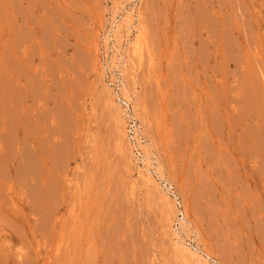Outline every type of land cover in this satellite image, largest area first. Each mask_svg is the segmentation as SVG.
<instances>
[{
	"label": "rangeland",
	"instance_id": "rangeland-1",
	"mask_svg": "<svg viewBox=\"0 0 264 264\" xmlns=\"http://www.w3.org/2000/svg\"><path fill=\"white\" fill-rule=\"evenodd\" d=\"M0 264H264V0H0Z\"/></svg>",
	"mask_w": 264,
	"mask_h": 264
},
{
	"label": "built area",
	"instance_id": "built-area-1",
	"mask_svg": "<svg viewBox=\"0 0 264 264\" xmlns=\"http://www.w3.org/2000/svg\"><path fill=\"white\" fill-rule=\"evenodd\" d=\"M117 87V89H116V92H117V90H118V95H120L121 96V94H122V89L120 88V86L119 85H117L116 86ZM122 97V96H121ZM121 101L123 102V104L125 105V111H126V113L128 114V117L130 116V118L132 119V123H133V129L135 130V133L137 132L136 130L138 129V127H137V125H136V123H135V120H134V118H133V116H132V105H131V103L129 102V100H127V99H121ZM182 211V210H181ZM183 213H181V215L180 216H182L183 217ZM178 225H180L179 224V221H178Z\"/></svg>",
	"mask_w": 264,
	"mask_h": 264
},
{
	"label": "bare ground",
	"instance_id": "bare-ground-1",
	"mask_svg": "<svg viewBox=\"0 0 264 264\" xmlns=\"http://www.w3.org/2000/svg\"><path fill=\"white\" fill-rule=\"evenodd\" d=\"M126 21H127V20H126ZM137 44H138V43H137ZM134 50H135V51L138 50V46H137L136 44H135V46H134ZM126 96H127V95H126ZM129 97H130V96H129ZM146 155H148V154H146ZM150 156H151V155H150ZM181 213L184 214L183 217L180 216ZM180 215H179V216L181 217V218H179L180 226H183V225L181 224V222L184 223V225H188V224H187V221H188L187 219H188V218L186 219L187 221L184 220V219H185V213H184L183 211H180ZM183 220H184V222H183ZM189 223H190V222H189ZM189 226H190V225H189ZM184 228H185V227H184ZM176 243H178V242H176ZM181 246H182V245H181ZM183 247H184V246H183ZM185 249H186V248H185ZM191 254H192V252H191ZM193 254H194V253H193Z\"/></svg>",
	"mask_w": 264,
	"mask_h": 264
}]
</instances>
